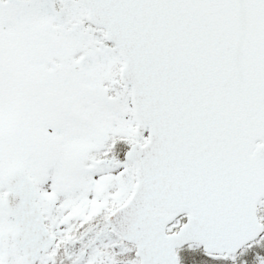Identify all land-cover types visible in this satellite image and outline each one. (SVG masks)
I'll use <instances>...</instances> for the list:
<instances>
[{
	"label": "snow or ice",
	"instance_id": "6c2138e0",
	"mask_svg": "<svg viewBox=\"0 0 264 264\" xmlns=\"http://www.w3.org/2000/svg\"><path fill=\"white\" fill-rule=\"evenodd\" d=\"M0 264H264V0H0Z\"/></svg>",
	"mask_w": 264,
	"mask_h": 264
}]
</instances>
